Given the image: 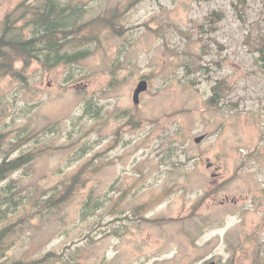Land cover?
<instances>
[{
	"label": "rangeland",
	"instance_id": "1",
	"mask_svg": "<svg viewBox=\"0 0 264 264\" xmlns=\"http://www.w3.org/2000/svg\"><path fill=\"white\" fill-rule=\"evenodd\" d=\"M61 1L84 57L0 76V162L31 156L0 262L264 264V0ZM39 3L0 0V31Z\"/></svg>",
	"mask_w": 264,
	"mask_h": 264
},
{
	"label": "trees",
	"instance_id": "2",
	"mask_svg": "<svg viewBox=\"0 0 264 264\" xmlns=\"http://www.w3.org/2000/svg\"><path fill=\"white\" fill-rule=\"evenodd\" d=\"M39 1L40 8L30 11L32 13V17L28 23L32 28V36L30 38L23 37L21 30L24 26L18 31L14 26L16 20L22 19L27 13V9L15 21H13L10 15H6L4 18V26L0 31V76L12 73L15 70L14 61L17 59H20L24 67H26L31 60L34 58L39 59L41 55L43 56L41 59L47 66L60 64L61 62H73V60L84 57V53L81 52H73V54H68L67 52L61 53L62 46L59 43L62 40L59 36L62 35L64 37L69 27L75 23L78 8L64 6L61 0ZM239 2L244 4L245 0H239ZM231 5L236 9L238 4L235 0H232ZM208 19L209 21H215L214 18ZM258 50L260 51V58L264 61V45H261ZM220 87L221 84L219 82L216 83L212 87V95H221L223 89L218 90ZM214 95L211 101H213ZM6 143V134L0 133V149ZM30 159L31 156L29 157L28 154H21L15 158L6 156L0 162V182L7 180L11 173L25 166ZM11 180L7 182L6 186L0 187V222L7 220L9 210L18 206L15 188ZM55 203L56 201L54 202L53 199H49L45 205L53 207ZM88 204L89 202H86L85 206ZM12 225L10 222L3 226L0 225V261L9 249L7 239L12 231ZM49 255H51L50 252L47 253V256ZM0 264L6 263L0 262ZM10 264L20 263L15 262Z\"/></svg>",
	"mask_w": 264,
	"mask_h": 264
},
{
	"label": "water",
	"instance_id": "3",
	"mask_svg": "<svg viewBox=\"0 0 264 264\" xmlns=\"http://www.w3.org/2000/svg\"><path fill=\"white\" fill-rule=\"evenodd\" d=\"M263 58H264V55H263ZM147 86H148L147 79H141L138 81V83L136 84L135 89L133 91V95H132V99H133L134 104L139 102V100H140L139 96L141 93H143L147 90V88H148ZM204 137H205L204 135L197 136L195 138V142L201 141ZM207 264H215V263L211 261Z\"/></svg>",
	"mask_w": 264,
	"mask_h": 264
},
{
	"label": "flooded vegetation",
	"instance_id": "4",
	"mask_svg": "<svg viewBox=\"0 0 264 264\" xmlns=\"http://www.w3.org/2000/svg\"><path fill=\"white\" fill-rule=\"evenodd\" d=\"M30 21V20H29ZM30 32H31V30H30Z\"/></svg>",
	"mask_w": 264,
	"mask_h": 264
},
{
	"label": "bare ground",
	"instance_id": "5",
	"mask_svg": "<svg viewBox=\"0 0 264 264\" xmlns=\"http://www.w3.org/2000/svg\"><path fill=\"white\" fill-rule=\"evenodd\" d=\"M69 7V6H68Z\"/></svg>",
	"mask_w": 264,
	"mask_h": 264
}]
</instances>
